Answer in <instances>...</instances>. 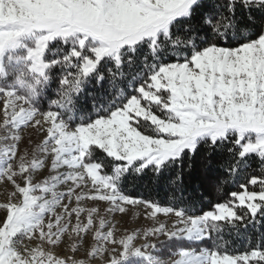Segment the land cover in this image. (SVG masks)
Masks as SVG:
<instances>
[{
    "label": "snow or ice",
    "instance_id": "1",
    "mask_svg": "<svg viewBox=\"0 0 264 264\" xmlns=\"http://www.w3.org/2000/svg\"><path fill=\"white\" fill-rule=\"evenodd\" d=\"M0 183V264H264V0H0Z\"/></svg>",
    "mask_w": 264,
    "mask_h": 264
},
{
    "label": "rangeland",
    "instance_id": "2",
    "mask_svg": "<svg viewBox=\"0 0 264 264\" xmlns=\"http://www.w3.org/2000/svg\"><path fill=\"white\" fill-rule=\"evenodd\" d=\"M29 133H30V130H25V132H24L25 141H24V143H21V145H20L21 148H23L25 146V143L27 142ZM32 139H33L34 143H38L42 139V134H33ZM8 187H10V186L5 185L3 183H0V202H3L5 191ZM143 211H144L143 208H137V207L129 206V210L126 214H124V215L117 214L116 215L115 221L117 222V226L121 229H123L124 227L131 229V228H134L138 225H148L150 222L143 218ZM137 212H139L141 214L139 220H137L136 216H135V213H137ZM161 219L163 220L164 217L161 216ZM62 247H64V246H62ZM57 251H60V249H57ZM82 253H83V247H81L80 251L76 253L77 258H81ZM63 254H70V253H68L67 249L65 248V251ZM93 264H95V261H93Z\"/></svg>",
    "mask_w": 264,
    "mask_h": 264
},
{
    "label": "trees",
    "instance_id": "3",
    "mask_svg": "<svg viewBox=\"0 0 264 264\" xmlns=\"http://www.w3.org/2000/svg\"><path fill=\"white\" fill-rule=\"evenodd\" d=\"M144 194L147 195L146 192ZM160 195L161 197H163V193H161ZM230 250H243V246L239 242H237V244L232 246Z\"/></svg>",
    "mask_w": 264,
    "mask_h": 264
}]
</instances>
